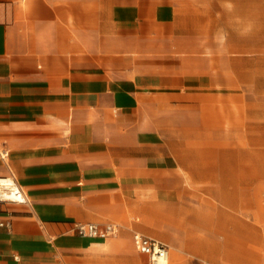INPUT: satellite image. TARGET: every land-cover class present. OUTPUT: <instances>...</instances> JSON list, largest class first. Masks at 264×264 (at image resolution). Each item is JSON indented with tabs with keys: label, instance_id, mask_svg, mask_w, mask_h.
<instances>
[{
	"label": "crops",
	"instance_id": "crops-1",
	"mask_svg": "<svg viewBox=\"0 0 264 264\" xmlns=\"http://www.w3.org/2000/svg\"><path fill=\"white\" fill-rule=\"evenodd\" d=\"M215 7L0 0V149L10 151L0 154V174L14 175L27 198L0 201V219L12 223L0 225V264H148L136 231L167 242L169 264H264L240 255L248 251L238 239L253 235L241 232H251L254 219L239 214L248 156L235 139L196 146L189 142L207 139L159 130L177 121L170 108L167 121L161 116L166 100L203 101L207 88L238 81V71L218 70L205 55ZM181 190L190 202L183 234L165 237L131 219L162 222L143 210L155 203L146 197L166 191L175 205ZM78 222L113 223L118 232L83 236Z\"/></svg>",
	"mask_w": 264,
	"mask_h": 264
},
{
	"label": "rangeland",
	"instance_id": "rangeland-1",
	"mask_svg": "<svg viewBox=\"0 0 264 264\" xmlns=\"http://www.w3.org/2000/svg\"><path fill=\"white\" fill-rule=\"evenodd\" d=\"M215 1L217 28L207 32V39H214V42H209L205 55L213 60L214 68L218 70L238 71V81L231 88H207L209 97L203 101L198 97H176L175 103L169 101L167 104L166 100L161 104V116L166 117L167 121L170 118L166 114L167 108H170L177 121L173 125L160 126L159 130L161 133L207 139L189 142L196 146L231 144L219 141V135H229L235 139L232 144L239 146L242 155L248 156V159L241 158L247 164L241 168L244 172L239 173V214L254 219V231L241 232L243 235H253L238 239L239 248L248 251L240 255H254L264 261V0ZM221 59L223 62H220ZM200 103L203 111L199 109ZM190 113L193 118L184 122ZM249 169L250 173L246 172ZM176 195L172 200L175 205L169 204L166 191H161L159 195L151 193L150 197H146V200L155 203L144 205L143 210L151 217H160L162 222H154L150 217L142 219L130 216L131 219L136 218L151 231L155 228V232L163 233L165 237L169 233L183 234L190 202L185 200L182 190L177 191ZM168 219L175 223L172 222L176 229L167 228Z\"/></svg>",
	"mask_w": 264,
	"mask_h": 264
},
{
	"label": "built area",
	"instance_id": "built-area-1",
	"mask_svg": "<svg viewBox=\"0 0 264 264\" xmlns=\"http://www.w3.org/2000/svg\"><path fill=\"white\" fill-rule=\"evenodd\" d=\"M9 152V148L7 146H3L0 149V154L3 158L9 157ZM1 200H13L20 202L27 200L23 189L14 175L0 174V201ZM0 225L11 227L12 223L10 220L0 219ZM75 230L80 235L95 237L100 234H116L118 232V227L113 223L100 226L95 222H78L75 225ZM133 242L138 250L148 255V264H169L170 249L168 243L164 240L136 231L133 233ZM16 258H18V256H16Z\"/></svg>",
	"mask_w": 264,
	"mask_h": 264
},
{
	"label": "bare ground",
	"instance_id": "bare-ground-1",
	"mask_svg": "<svg viewBox=\"0 0 264 264\" xmlns=\"http://www.w3.org/2000/svg\"><path fill=\"white\" fill-rule=\"evenodd\" d=\"M170 262V261H169Z\"/></svg>",
	"mask_w": 264,
	"mask_h": 264
}]
</instances>
